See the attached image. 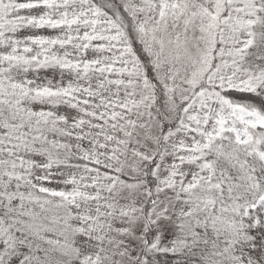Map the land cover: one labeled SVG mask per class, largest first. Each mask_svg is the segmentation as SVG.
Listing matches in <instances>:
<instances>
[{
    "label": "rangeland",
    "instance_id": "obj_1",
    "mask_svg": "<svg viewBox=\"0 0 264 264\" xmlns=\"http://www.w3.org/2000/svg\"><path fill=\"white\" fill-rule=\"evenodd\" d=\"M116 2L115 21L87 0H0V52L21 60L0 83L17 90L24 132L42 131L83 159L51 165L20 154L37 162L33 179L45 192L34 201L25 192L34 202L27 233L44 242L28 253L47 256L54 243L53 264H151L149 255L195 240L209 259L232 260L244 215L232 160L246 163L237 152L252 151L264 113L221 92L264 86V72L238 63L255 43L264 0ZM14 238L7 233L0 261Z\"/></svg>",
    "mask_w": 264,
    "mask_h": 264
},
{
    "label": "trees",
    "instance_id": "obj_2",
    "mask_svg": "<svg viewBox=\"0 0 264 264\" xmlns=\"http://www.w3.org/2000/svg\"><path fill=\"white\" fill-rule=\"evenodd\" d=\"M87 1L92 5L99 6L100 10L116 21L118 13L116 12L115 14V10H119L117 2L114 5V0ZM121 16L124 18L122 14ZM257 29L259 33L254 37L255 43L246 48V52H244L238 63L245 70L252 69L259 73L260 71L264 72L263 17L260 24L257 25ZM5 37L2 16L0 15V48L4 43ZM132 45L133 49H131L140 60L144 72L150 77L152 75L151 67L148 64L146 53L143 51L141 53L136 43ZM20 61V59L12 56H4L0 52V74ZM28 65L42 66L40 62H33L32 60ZM221 93L228 99L247 104L264 113V86H258L253 90L227 88L223 89ZM17 96V90L6 93L0 83V251L4 245L7 233L15 237L11 242L14 245V252L10 254V257L7 256L3 261H0V264H53L51 258L57 253V245L54 243L48 244L54 248V251L48 252L47 256H44L46 251L38 255L36 253H28L31 242H40L42 244L44 242L39 234L32 238L30 237L31 234L27 233V230H30L29 228L31 227L27 225L29 214L25 212V209L27 206L33 205L34 202L26 203L25 192L29 194L28 198L32 199V201L43 198L44 196L42 195H45V192L38 187L33 179L36 174L33 166L37 162L33 160V164L28 156L21 159L20 154L23 152L27 153V151L31 154L37 153L51 165H71L80 163L83 159L68 150L70 145H68L67 149L66 146L65 148L58 146L53 139H43L42 131L24 132L22 124L25 118L19 117L21 109L13 104V98ZM56 133L57 130H54L51 137L54 138ZM229 137L231 136L229 135ZM251 138L253 142L250 141L252 143L249 147L252 151L247 153L237 152V155L245 158L246 163L242 164L232 160L234 161V166H236V171L232 172L233 195L241 202L240 211L244 212L241 218L240 213L237 215L238 231H236L237 234L230 245L233 259L221 263L211 260L205 255L206 247L204 243L192 240L174 252L162 251L149 255L151 264H264V128L254 129L251 132ZM224 144L226 149L234 147L228 144L226 140H224ZM231 166L228 165V167ZM26 174H30L32 181L24 178ZM4 177L9 179L8 183L4 182ZM11 188H18L24 193L21 196L15 193L13 198L10 195ZM10 223L11 226H9L7 233H3ZM38 251L39 248H37ZM31 255H35L36 258Z\"/></svg>",
    "mask_w": 264,
    "mask_h": 264
}]
</instances>
